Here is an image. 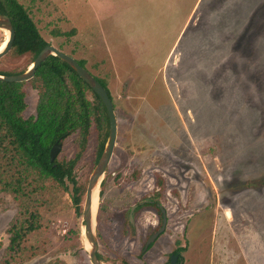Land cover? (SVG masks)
<instances>
[{"label":"rangeland","instance_id":"obj_1","mask_svg":"<svg viewBox=\"0 0 264 264\" xmlns=\"http://www.w3.org/2000/svg\"><path fill=\"white\" fill-rule=\"evenodd\" d=\"M19 3L45 42L84 61L112 99L116 144L93 226L99 261L170 264L184 248L178 264H264V0ZM30 63L8 54L0 71L26 72ZM24 90L29 118L38 94ZM76 136L59 159L74 156ZM100 141L92 124L74 168L81 215L60 192L26 240L27 259L12 264H90L81 216ZM149 202L163 209L166 227L144 252L162 224ZM16 208L0 194V264Z\"/></svg>","mask_w":264,"mask_h":264},{"label":"trees","instance_id":"obj_2","mask_svg":"<svg viewBox=\"0 0 264 264\" xmlns=\"http://www.w3.org/2000/svg\"><path fill=\"white\" fill-rule=\"evenodd\" d=\"M0 16L8 17L14 28L15 38L9 55H29L32 63L48 43L40 36L28 11L19 0H0ZM73 34L71 31L64 35ZM76 61L85 68L84 61ZM22 73L24 71H0L1 76ZM94 78L111 99L106 83ZM25 85L38 94L35 115L29 118H24ZM92 124L101 136L97 162L108 135L105 108L97 95L57 57L49 56L42 62L28 82H0V194L10 195L17 207L6 230L7 257L2 264L27 259L30 249L26 240L43 228L44 217L55 207L60 192L69 195L75 213L81 215L84 190L76 184L74 168L86 149ZM73 134L77 135L74 156L69 160L57 157L51 163L49 154L53 145H62ZM65 179L74 185L73 196L65 187ZM183 250L179 248L172 254L179 257ZM97 258L101 260L98 254Z\"/></svg>","mask_w":264,"mask_h":264},{"label":"water","instance_id":"obj_3","mask_svg":"<svg viewBox=\"0 0 264 264\" xmlns=\"http://www.w3.org/2000/svg\"><path fill=\"white\" fill-rule=\"evenodd\" d=\"M0 30L6 32L8 37L3 48L0 51V59L7 56L12 48V44L15 38L14 28L10 19L6 16H0ZM49 56L57 57L62 62L67 64L75 74L92 90L94 94L102 102L108 119V135L107 141L104 146L103 152L97 161V164L89 178L88 185L85 192L84 203L82 207V223H83V236L85 240L89 243V261L90 264H103L97 258V250H98V241L93 233V194L96 189H98V197H99V187L101 183V179L109 165L111 160L114 147L116 144V136H117V125H116V118L114 114V107L111 99L109 98L107 92L104 88L97 82L94 76L85 68L81 67L77 61L72 58L71 56L60 52L58 49L51 45L45 46L40 53L37 55L35 60L30 64L29 68L26 72L18 75L12 76H1L0 75V82L3 83H25L30 81L37 70V68L44 62ZM62 145L56 143L50 150L49 160L51 163L57 158L58 154L60 153ZM65 187L71 196L74 195V185L71 184L67 179L64 180ZM162 214V224L159 230L151 235L146 244L144 245L143 251L146 252L149 245L155 242L158 237L163 234L166 227V218L163 209L159 208ZM178 256L172 254L170 256L169 262L170 264H178L177 263Z\"/></svg>","mask_w":264,"mask_h":264},{"label":"bare ground","instance_id":"obj_4","mask_svg":"<svg viewBox=\"0 0 264 264\" xmlns=\"http://www.w3.org/2000/svg\"><path fill=\"white\" fill-rule=\"evenodd\" d=\"M4 34H5V40L0 45V51L3 48V46H4L5 42H6V39L8 37V34L6 32H4ZM97 201H99L98 200V189H96L94 191V194H93V226H94V222H95L94 218H95V211H96V207H97ZM82 234H83V229H82ZM86 247H87V249H89V244H86Z\"/></svg>","mask_w":264,"mask_h":264},{"label":"flooded vegetation","instance_id":"obj_5","mask_svg":"<svg viewBox=\"0 0 264 264\" xmlns=\"http://www.w3.org/2000/svg\"><path fill=\"white\" fill-rule=\"evenodd\" d=\"M155 206L157 207V210H159L160 206L158 204H155ZM160 212V210H159ZM154 243V242H153ZM152 245V244H151ZM150 246V245H149ZM150 248L148 247L147 251L149 250Z\"/></svg>","mask_w":264,"mask_h":264}]
</instances>
